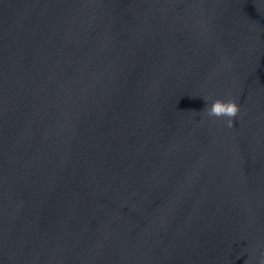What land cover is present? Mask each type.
I'll list each match as a JSON object with an SVG mask.
<instances>
[{
	"label": "water",
	"instance_id": "obj_1",
	"mask_svg": "<svg viewBox=\"0 0 264 264\" xmlns=\"http://www.w3.org/2000/svg\"><path fill=\"white\" fill-rule=\"evenodd\" d=\"M261 254L264 0H0V264Z\"/></svg>",
	"mask_w": 264,
	"mask_h": 264
},
{
	"label": "clouds",
	"instance_id": "obj_2",
	"mask_svg": "<svg viewBox=\"0 0 264 264\" xmlns=\"http://www.w3.org/2000/svg\"><path fill=\"white\" fill-rule=\"evenodd\" d=\"M208 98H205V101H207ZM240 109L237 104V102L233 99L228 100H222L219 98H216L212 100L210 105H207L206 107L200 111V114L207 116V117H226L227 118V126L231 127L233 120L232 118L236 117L239 113ZM245 264H251L250 260H246ZM259 264H264V254H261L259 259Z\"/></svg>",
	"mask_w": 264,
	"mask_h": 264
}]
</instances>
